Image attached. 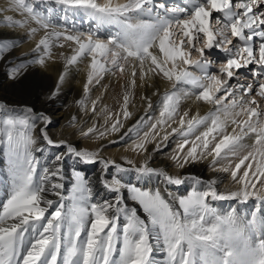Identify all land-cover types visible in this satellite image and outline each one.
Returning <instances> with one entry per match:
<instances>
[{
    "label": "snow or ice",
    "instance_id": "1",
    "mask_svg": "<svg viewBox=\"0 0 264 264\" xmlns=\"http://www.w3.org/2000/svg\"><path fill=\"white\" fill-rule=\"evenodd\" d=\"M52 2L65 13L60 30L49 9L41 10L33 0H8L4 11L22 19L7 16L0 27L24 29L28 39L43 33L34 57L15 64L4 55L22 41L0 40V61L9 80H18L31 66L46 67L54 48H67L71 54L60 53L64 71L51 99L69 69L88 60L85 98L77 103L104 124L81 128L79 135L98 140L119 133L132 115L127 92L116 114L107 107L97 110L100 97L89 101L92 87L105 75L123 76L130 69L127 86L132 89L137 77L140 86L164 81L170 89L161 95L158 117L146 113L120 139L134 136L131 151L139 156L147 145L160 150L176 136V167L211 157L213 171L228 173L238 187L220 192L216 180L171 175L152 167L148 157L139 164L128 158L123 163L104 159L99 149L81 150L53 140L46 113L30 106L17 111L0 102V159L5 166L0 264H264V0ZM76 16L89 22L87 30L74 20L69 24ZM106 28L115 31L102 37ZM214 51L223 59H211ZM250 65L258 66L255 78L241 83L240 72ZM141 99L147 109L153 108L150 97ZM188 100L209 105L210 111H181ZM76 123L72 117L71 126ZM51 149L60 151L45 162L42 157ZM66 158L99 163L102 172L113 169L110 179L102 180L111 199H94L89 182L75 169L66 191ZM130 173L136 183L126 182ZM153 180L156 185L148 187ZM189 182L200 187L185 195L171 190ZM250 200L252 209L244 214L237 208L221 212L214 205H246Z\"/></svg>",
    "mask_w": 264,
    "mask_h": 264
},
{
    "label": "bare ground",
    "instance_id": "2",
    "mask_svg": "<svg viewBox=\"0 0 264 264\" xmlns=\"http://www.w3.org/2000/svg\"><path fill=\"white\" fill-rule=\"evenodd\" d=\"M120 2H124V0H120ZM33 3L37 5L41 10L49 9L51 15H52V23L54 26H56V30H60L64 27V16L65 13L62 10V6L55 4L52 2V0H33ZM8 6V0H0V22H3L4 19L7 16H12L14 19H22V17L12 11H4L5 8ZM61 18V21H60ZM72 20L75 21L76 26H78V22L80 21V24L84 23L83 27L88 29L89 22L84 20L81 16L71 17L69 20V23H72ZM34 25V24H33ZM35 26V25H34ZM115 29H104L100 32V35L102 37L108 36L110 33H114ZM0 40H15V41H22L18 44L17 47L13 48L11 51L6 52L4 55L5 60H12L15 63L18 62H27L28 60L32 59L34 57V44H32L33 39L29 40V42H26L28 40L27 34L23 29L19 28H10V27H0ZM34 45V46H33ZM64 52L66 55H70V50L65 48L61 49L58 48L56 51L57 56H55L58 61L52 59L51 61L47 62L46 67H38V66H31L25 70V74L19 78L18 80H9L7 76L5 75L4 71V64L2 61H0V102H3L9 109H16L17 111H20L25 106H30L34 108L37 112H44L48 116L54 114L55 112L59 111L61 109V105H63L66 97L68 98V101L72 102V105L74 102L81 100V98L84 96V84L86 83V76L88 71V60H85L83 63L79 64L78 66L71 67L68 71V75L66 78L65 83L60 87L59 93L55 95L54 98H51L48 100V102L44 99H42V96H47L48 94L53 93V91L57 87L58 79L60 74L64 71V63L62 59L60 58V53ZM219 56H223V54H220ZM130 69L126 71V73L123 76H120L117 74L116 76L113 75H105L104 78L100 81V84L95 85L92 87L91 92L89 94V101L96 100L98 97H100V102L97 104V110L99 111L102 107H107L108 110L116 114L117 112H120L121 106L123 103V96L124 94L130 93V100H129V108L128 110L132 113L131 118L124 121V127L121 129L119 133H117V140L116 138L113 140H116L115 142L122 144V148L116 149V151L121 152L120 156H118L119 160L116 162H121L122 159L128 158V159H135L133 156L135 155L134 152L131 151V148L133 146V142L135 137H129L127 136L121 140L120 137L124 135V133L127 132V130L132 127L141 116H145L157 113L159 112V106L158 103L161 98V92L164 93V91L170 89V85H168L164 81L157 80L155 82V87L151 86H140L141 82L139 78L137 77V87L132 89L128 88V80L130 79L129 73ZM157 91V95H153V92ZM142 96H148L151 98L153 103V108L155 109H147L146 108V101L142 100ZM188 106L196 107V112H198L200 115H205L210 111L211 106L204 105L202 103L195 104L192 100L185 101ZM91 105L88 104V108L90 109ZM90 111V110H89ZM80 114H77L76 116L73 114L70 117L66 116L65 121H68V119L72 117H76L78 119V116ZM93 116V115H92ZM50 117V116H49ZM95 117V116H94ZM93 117V118H94ZM155 117H158V113ZM90 118V117H89ZM98 118V117H97ZM100 124H104V120L102 118ZM79 120V119H78ZM52 123L49 125L51 130H48L49 135L51 133H57L60 131V129L57 128L58 124L57 122L51 120ZM151 122V121H150ZM81 124V122H79ZM102 124V125H103ZM68 129H75V126L68 127ZM81 128H79L77 131H80ZM76 131V130H75ZM36 133H39V126L36 129ZM74 140L72 142H68L74 146H78L80 149L82 147V144L84 147L89 151H97V143L92 140L87 139H81L78 138L76 135V132L74 133ZM79 134V133H78ZM50 137H52L50 135ZM93 139V138H90ZM59 141V140H57ZM127 146V147H125ZM168 147L167 141L162 145L160 150H165V148ZM149 149L150 155L148 158H150V165L154 168L158 169H164L171 175H175L173 171H175V168L171 167V163L163 157H161L159 154H156L160 150H156V147ZM60 151L59 149H51L49 153L45 154V157H42V160L47 162V157L51 154H54L55 152ZM39 156L40 154L37 153ZM109 155L115 156L112 151H110ZM102 157V156H101ZM145 156H141V160H144ZM103 158V157H102ZM54 166V165H50ZM207 166L206 162L200 163V160H198L196 163H189L185 165L183 169L179 168V175H189L194 176L196 178L201 179L203 182H209L212 180H216V188L220 192H226L228 190H232L229 188H225L224 185L221 186V182L223 178L226 176L224 175H218V172H209L205 174L204 173V167ZM172 168V169H171ZM63 169L64 173H69L72 175L73 169L79 171L84 177H88V182L90 186L93 189V197L97 200H104V199H111L112 194L108 193L104 187L102 180L110 178L111 174H113V169H108L107 172H102V165L98 164H83L75 160V158H66L63 163ZM3 169L0 168V180L4 179L3 174H1ZM91 172V174H89ZM126 182L130 183H136L134 179V174H128L125 176ZM73 182V178H67L64 181L66 185V191L68 190V186L71 185ZM190 183V182H189ZM149 185V184H148ZM147 185V186H148ZM200 187L198 185H193L190 183L188 189H185V185L180 186L179 188H172L171 190L178 194V195H185L187 194L191 188ZM184 189V190H183ZM3 198V192H0V199ZM51 199H57V197H49ZM254 201L250 200L247 202V204L242 205L238 204L234 201H216L214 202L215 207L220 210L221 212H227L231 208H237L240 210L241 214H244L247 210L252 209Z\"/></svg>",
    "mask_w": 264,
    "mask_h": 264
},
{
    "label": "rangeland",
    "instance_id": "3",
    "mask_svg": "<svg viewBox=\"0 0 264 264\" xmlns=\"http://www.w3.org/2000/svg\"><path fill=\"white\" fill-rule=\"evenodd\" d=\"M38 1H40V0H38ZM175 2H177V0H168V3L169 4L175 3ZM214 15H218V14H214ZM60 21H61V18H60ZM69 24H71V23H69ZM83 25H84V23L80 24V21H79L78 22V26H76V27L83 28V29L87 30L85 27H83ZM32 26L35 27L34 25H32ZM24 31L26 32V30H24ZM42 35H43V33L41 32V33H38L35 38H32L33 39L32 44H34L36 46V43L38 42V40L40 39V37ZM29 40H31V39L26 40V42H29ZM35 46H34V48H35ZM57 50H58V47H56V48L53 49V59L56 60V61H58V59L55 57V56H57V54H56V51ZM220 54H222V53H219V52L214 51L212 53V55H211V59H213L214 61H219V60L223 59V56H219ZM58 62H60V61H58ZM214 67H215V65H214ZM257 70H258V66H256V65H250L248 68L242 69L241 72H240V82L241 83H251L252 80L255 78L253 74ZM160 94L162 95L163 93L161 92ZM50 96H51V94H48L47 96H42V99L43 100L45 99L48 102V100H50L49 99ZM84 98H85V96H83L81 98V100L84 99ZM77 102L78 101L76 100V102H74V104L72 105V102L71 101H68V98L66 97L63 105H61V109H59V111L55 112L54 114L49 115L50 118H51V120L57 122V124H58L57 128L60 129V131L58 132V134L57 133H51L50 134L52 136L51 138L53 140H64V141L72 142L75 139L74 138V135H75L74 133L76 132V135H77L78 138H81V139L83 138V139L92 140V141L96 142L97 143V147H98L97 150L98 149L101 150L100 155L104 159L115 160V161L117 160L118 161L119 160L118 156H120V153L121 152L116 151V149L122 148L123 146H122V144H119L117 142H115V143L112 142V141H116L117 140V133L108 135L103 140H98L95 137H91L93 139L84 138V137H81L78 134L79 131H77V130L79 128H83V129L86 130L88 127H91L93 124L102 125L103 123L100 124L101 119L99 117L97 118V117L92 116L93 114H92L91 111H85V109L82 108L81 106H79V104ZM153 109H155V108H153ZM189 109H191V114H195L196 113V107L188 106V104L185 101L182 102V104H181V111H185V110H189ZM156 110H159V109H156ZM157 113H159V112H157ZM157 113H152V114H149V115L152 116V117H155ZM73 114L75 116L77 114H80L78 116V119L79 120L76 119L77 120V123H76V128L75 129H73V128L72 129H68L67 126L68 127H71L70 122H71L72 118L68 119V121H65L64 119H65L66 116H69L70 117ZM79 122H81V124ZM173 126L176 127L178 125H175L174 124ZM51 128L52 127L49 126L48 130L50 131ZM144 130H146V126H145V129ZM129 137H132V136H127V138H129ZM115 138H116V140H113ZM178 142H179L178 137H176V136H170L169 139H168V141H167L168 147L165 148V150H160V151H158L156 153V154H159L164 159L166 158L169 161V163H171V167L173 166L172 168H175L176 169L175 171H173V173H175V175L181 174L178 171L179 168L176 167V163L172 159V157L176 155V149H177ZM76 147L78 148V146H76ZM125 147H127V146H125ZM148 147H150V149H152V148L155 147V144H149ZM80 149L81 150H87L84 147L83 144H82V147ZM110 151H112V153H114L115 156L109 155ZM147 153L150 155L149 149L143 155H139L138 156V155L135 154L133 156V158L135 157V159H132V160L136 161L137 164L143 163L144 160H141V156H145V157L148 156L149 157V155H147ZM123 161H124V159H122L121 162H117V163H123ZM202 162H206L207 163V166L204 167V173L205 174H207L208 173L207 171L209 170V172H215V173L218 172L217 174L220 175V176L221 175L226 176L225 178H223V180L221 182L222 183L221 186L224 185L225 188H229V189H232V190H236V188L238 187V185H235L232 182L231 177H230V175L228 173H224V172H220V171H213L212 166H211V157H209L207 159L200 160V163H202ZM149 163H151L150 162V158H149ZM96 164L99 165V163H96ZM125 166H127V165H125ZM4 167H5L4 166V163H3L2 159H0V168L3 169V171H2L1 174H3V176H4ZM217 167H219V165H217ZM89 174H91V172ZM65 176L67 178H72V175L70 174V172L69 173H66ZM85 178H86V180H88V177H85ZM108 179H110V178H108ZM156 183L157 182L155 180H153V181H151L149 183L148 187H154L156 185ZM190 183H186L185 184V189L186 190L188 189L187 186H189ZM70 188H71V185L68 186V190H70ZM125 195H127V193H125ZM242 205H244V204H242Z\"/></svg>",
    "mask_w": 264,
    "mask_h": 264
}]
</instances>
